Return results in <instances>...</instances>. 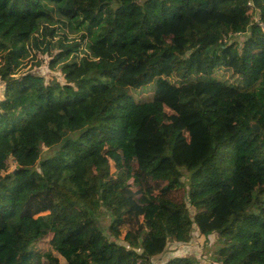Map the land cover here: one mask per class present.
Here are the masks:
<instances>
[{"label": "trees", "instance_id": "trees-1", "mask_svg": "<svg viewBox=\"0 0 264 264\" xmlns=\"http://www.w3.org/2000/svg\"><path fill=\"white\" fill-rule=\"evenodd\" d=\"M31 50L64 81L20 73ZM0 58V264H60L45 237L154 264L193 230L209 264H264V0H0Z\"/></svg>", "mask_w": 264, "mask_h": 264}, {"label": "rangeland", "instance_id": "rangeland-1", "mask_svg": "<svg viewBox=\"0 0 264 264\" xmlns=\"http://www.w3.org/2000/svg\"><path fill=\"white\" fill-rule=\"evenodd\" d=\"M244 35H239L237 37L238 41H242L244 38ZM79 39V38H77ZM84 43L82 42L80 44V55H82L84 52L82 50L85 49ZM51 55L41 54L37 53L35 54L34 51H30L25 57L21 59V67H20V73H32L37 76H42L45 80V82L51 81L53 79H56L59 82H63V74L60 72L59 68H50L49 67V60L51 59ZM76 57H72L70 59L71 61H76ZM1 61V58H0ZM39 62V63H37ZM5 90V86L2 82H0V100L3 99V93ZM148 92L142 91L138 92L136 94L137 97H143L147 95ZM54 153V150H47L43 149L42 157L52 155ZM16 164L13 162L11 158H8L5 161V165L2 169V173L6 174L13 170H15ZM114 169L113 164L111 163V170ZM99 221L105 231L107 232L108 225L111 223V219L109 216L103 215L100 216ZM108 234V233H107ZM197 232L196 230H193L192 237L188 242H180V236L178 235H170L164 243L165 250L160 255L156 256L153 261L154 264H163L167 262L169 259L177 258V257H187V258H196L201 264H209L211 262V256L214 251V247L212 246V243L214 241L213 237H210L209 240L204 241V237L200 236L199 238L196 236ZM49 237L43 238L41 241L38 242L36 245V250L38 252H45V251H51L53 256L57 258L60 262V264L64 263V259L56 252L54 251L51 246L49 245ZM44 263H47V260L45 258L42 259Z\"/></svg>", "mask_w": 264, "mask_h": 264}, {"label": "water", "instance_id": "water-1", "mask_svg": "<svg viewBox=\"0 0 264 264\" xmlns=\"http://www.w3.org/2000/svg\"><path fill=\"white\" fill-rule=\"evenodd\" d=\"M253 128L258 131L259 127L257 126V124L255 122L252 123ZM17 167V166H16ZM16 169V168H15Z\"/></svg>", "mask_w": 264, "mask_h": 264}]
</instances>
